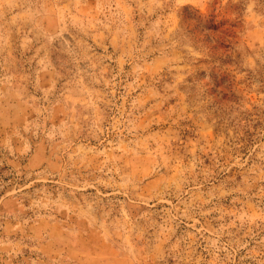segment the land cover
Returning a JSON list of instances; mask_svg holds the SVG:
<instances>
[{
	"label": "rangeland",
	"instance_id": "obj_1",
	"mask_svg": "<svg viewBox=\"0 0 264 264\" xmlns=\"http://www.w3.org/2000/svg\"><path fill=\"white\" fill-rule=\"evenodd\" d=\"M0 264H264V0H0Z\"/></svg>",
	"mask_w": 264,
	"mask_h": 264
}]
</instances>
